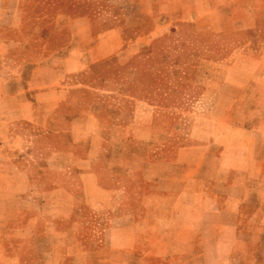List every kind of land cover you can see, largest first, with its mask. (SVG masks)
Returning <instances> with one entry per match:
<instances>
[{"label": "crops", "instance_id": "crops-1", "mask_svg": "<svg viewBox=\"0 0 264 264\" xmlns=\"http://www.w3.org/2000/svg\"><path fill=\"white\" fill-rule=\"evenodd\" d=\"M94 1L93 12L64 11L71 43L45 48L27 79L22 70L0 75V264H246L250 246L264 248V122L247 126L240 101L252 79L264 83V71L258 73L264 57L241 48L221 59L208 56L209 75L196 82L205 89L193 94L209 102L199 115L207 124L191 123L186 133L180 120L169 126L165 118L178 116L184 100L178 86L187 78L170 80V94L160 78L154 83L160 92L131 97L148 106L149 120L138 127L144 135L128 141L132 156L110 158L107 166L97 140L99 114L65 106L85 86L70 76L114 55L132 63L149 54L163 67L173 39L204 37L215 54L217 41L258 36L261 2L253 0L247 24L235 28L233 0H108L104 11L102 0ZM22 6L0 0V28L15 22L20 33ZM216 67L243 78H216L210 75ZM168 101L173 107H165ZM19 135L30 140L31 156L16 143Z\"/></svg>", "mask_w": 264, "mask_h": 264}, {"label": "rangeland", "instance_id": "rangeland-1", "mask_svg": "<svg viewBox=\"0 0 264 264\" xmlns=\"http://www.w3.org/2000/svg\"><path fill=\"white\" fill-rule=\"evenodd\" d=\"M252 1L233 0L235 6L232 20L235 28H240L239 24L241 23L247 24L248 20L246 18L250 13L248 7L251 6ZM259 1L261 4L258 13L262 20L258 22V29L261 33L256 36L251 32H245L223 41H217L215 54L207 52L204 37L199 39L198 43L185 38L173 39L169 46L165 47L162 54L165 63L163 67L159 65L161 63L159 58H152L149 54H147L146 59L145 54L141 53L132 63L123 62L122 54H119L98 62L86 72L70 76L74 83L77 84L80 80L85 86L77 87L78 89L74 91L71 98L72 104L70 106L66 105L65 110L69 109L73 112L77 109L93 108L99 114L103 129L97 140H100L101 143V162L105 166L109 163L110 158L119 161V158H127L134 153L132 149L127 148V143L131 140H140L133 138V134L143 137L144 134L139 131L138 127L145 124L149 117L145 114V107H148L145 102L131 99V97L142 96L146 91L148 93L160 92V86L154 84L160 78L165 79V86H162V91L165 89L167 94L175 91V87L170 84V80H173L176 76L187 78L184 85L178 86V93L184 95V100L177 102L182 105L177 112L178 116L165 118L167 125L170 126L174 121L180 120L179 123L184 126L186 133L191 123L199 126L207 124V119L205 117L201 118L199 115L207 108L209 102H201L199 99H194L193 96V94L201 93L205 89L204 84L196 83L199 82L198 80L202 82L207 79L209 75L205 59L208 56L221 59L225 55H233L239 48L246 54L264 57V0ZM94 2V0H21L25 16L22 31L18 33L15 22L10 27L0 28V40L8 43L7 47H5V43L2 46L3 55L0 56V75L15 77L22 70L24 79H27L33 70L32 66L41 62L43 56L46 55L45 48L59 49L71 43L73 38L64 34L63 30L65 25L67 27V24L71 22L64 19V11L70 13L72 17L79 14L80 8L84 11L87 8L88 12H93L95 7L92 4ZM101 3L104 6L103 11L106 8L109 10L108 0H102ZM12 14H14V11H12ZM241 14L244 18L242 22L240 20ZM16 41L24 45L25 48L15 47ZM21 57L24 60L23 66H21L23 61L20 59ZM21 67L23 68L21 69ZM263 71L262 68H259L258 73ZM210 75L216 78H243L236 70L223 72L217 67L215 72L211 73L210 71ZM256 79L255 77L251 80L247 87V94L240 101V108L244 112L247 126H255L264 122V83ZM146 80L149 82L147 89H145ZM192 80L194 83L189 85L188 82ZM17 87L21 90L20 85ZM164 103L166 108H171L175 104V102L169 101ZM20 128L23 130H20ZM18 129L24 134L29 127L24 124L18 126ZM141 129L143 130V127ZM19 136L21 139H18L16 143L23 149V155L31 156L30 140L27 141V138L23 135ZM184 138H187L185 134ZM96 144L98 145V142ZM15 145L12 144L14 147ZM168 149L171 153V147ZM33 154L39 156L41 153L34 152ZM158 155H160L159 151L152 153L149 158H155ZM162 155H165V153L162 152ZM125 165V163H122L119 166ZM138 175L136 180L137 183L141 184ZM263 250H260L257 246L256 248L250 246L246 254L248 256L245 260L246 264H264Z\"/></svg>", "mask_w": 264, "mask_h": 264}]
</instances>
